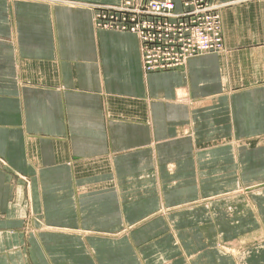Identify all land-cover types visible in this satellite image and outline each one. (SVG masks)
Returning a JSON list of instances; mask_svg holds the SVG:
<instances>
[{"label": "crops", "instance_id": "crops-1", "mask_svg": "<svg viewBox=\"0 0 264 264\" xmlns=\"http://www.w3.org/2000/svg\"><path fill=\"white\" fill-rule=\"evenodd\" d=\"M118 2L0 0V264H264V0L149 73Z\"/></svg>", "mask_w": 264, "mask_h": 264}, {"label": "rangeland", "instance_id": "rangeland-1", "mask_svg": "<svg viewBox=\"0 0 264 264\" xmlns=\"http://www.w3.org/2000/svg\"><path fill=\"white\" fill-rule=\"evenodd\" d=\"M167 0H119L116 5L103 6L96 11L97 24L108 29H121L135 33L141 48V62L144 72L163 71L164 69L178 67L194 55L206 54L208 52L222 49V34L220 30V4L215 0H168L171 8L168 9L163 3ZM158 6V9H157ZM129 8V12L136 14H119L117 9ZM138 11V12H137ZM157 11V12H154ZM154 13V14H153ZM105 14L113 19L105 22L102 16ZM116 18V20H114ZM101 19L102 22L99 20ZM120 19H125L120 21ZM144 30V31H143ZM141 31L145 33V42L141 37ZM209 37L218 48L211 50H193L187 53V57L178 65L165 67L163 69L146 68V57L148 50H163L176 48L181 50V45L201 38ZM154 37L157 38L154 40ZM156 43H146L147 39ZM169 42V44H167ZM161 55L163 57L164 54ZM160 57V56H159ZM160 57V58H162ZM148 69V70H147ZM239 242L220 243L219 249L226 251L234 249V244ZM251 244V245H250ZM252 251L264 246V240H252L249 243Z\"/></svg>", "mask_w": 264, "mask_h": 264}, {"label": "built area", "instance_id": "built-area-1", "mask_svg": "<svg viewBox=\"0 0 264 264\" xmlns=\"http://www.w3.org/2000/svg\"><path fill=\"white\" fill-rule=\"evenodd\" d=\"M164 5L170 9L171 8V1H163ZM158 9V6H157ZM129 8H120L119 10L117 9V15L121 14H128V13H133L136 14L135 12H129ZM138 12V11H137ZM157 12V11H154ZM154 14V13H153ZM104 16H102V19H104L105 22H109L108 20L113 19L112 17H108L105 14H103ZM137 15V14H136ZM101 22L102 20L99 19ZM116 20V18L114 19ZM125 19H120V21H124ZM144 31V30H143ZM141 37L143 39V42H145V33L141 31ZM157 38L154 37V40H156ZM146 43H156L155 41H151L150 38L147 39ZM169 44V42L167 43ZM181 50L177 51L176 48H172L170 49H163V50H148L147 52V57H146V68H151V69H163L165 67H171V66H175L178 65V63H182L184 61V59L187 57V53L189 51H193V50H211V49H215L218 48L219 46L214 45V43L212 42V40L207 36L204 38L199 39L197 42L193 41L189 42V43H185L181 45ZM161 52L163 55H161ZM162 58H160V57ZM148 70V69H147Z\"/></svg>", "mask_w": 264, "mask_h": 264}]
</instances>
